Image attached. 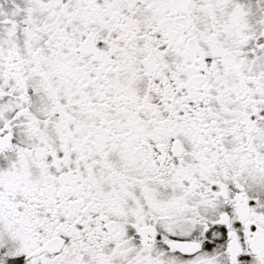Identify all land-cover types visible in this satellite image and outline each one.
<instances>
[{
	"label": "snow or ice",
	"instance_id": "6c2138e0",
	"mask_svg": "<svg viewBox=\"0 0 264 264\" xmlns=\"http://www.w3.org/2000/svg\"><path fill=\"white\" fill-rule=\"evenodd\" d=\"M0 264H264V0H0Z\"/></svg>",
	"mask_w": 264,
	"mask_h": 264
}]
</instances>
